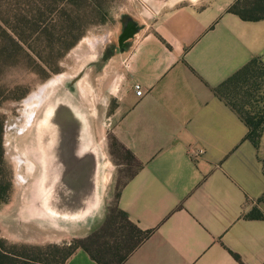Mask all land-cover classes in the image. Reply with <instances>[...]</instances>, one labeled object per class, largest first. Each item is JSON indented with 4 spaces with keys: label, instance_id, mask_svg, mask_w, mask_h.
<instances>
[{
    "label": "crops",
    "instance_id": "0c3cea01",
    "mask_svg": "<svg viewBox=\"0 0 264 264\" xmlns=\"http://www.w3.org/2000/svg\"><path fill=\"white\" fill-rule=\"evenodd\" d=\"M253 2L147 0L149 20L137 19L121 42L112 115L133 171L115 188L116 174L89 153L87 127L68 128L51 142L36 187L1 206L0 237L29 247L81 241L66 264H264V131L256 148L219 93L249 66L264 68V18ZM254 209L262 217L251 218Z\"/></svg>",
    "mask_w": 264,
    "mask_h": 264
},
{
    "label": "rangeland",
    "instance_id": "374dc122",
    "mask_svg": "<svg viewBox=\"0 0 264 264\" xmlns=\"http://www.w3.org/2000/svg\"><path fill=\"white\" fill-rule=\"evenodd\" d=\"M138 1L110 0L107 21L90 28L59 63L20 64L6 70L0 86L10 88L23 85L29 90V94L21 101L5 102L0 107V115L5 122V162L11 175L12 191L25 190L30 193V190L36 187L43 167L46 168L51 157L50 142L54 141L51 138L55 133L53 134V127H46L50 122H45V119L55 108L59 116L55 115L54 120L58 122V129L63 130L62 133L59 132L60 138L70 134L64 132L68 128L78 130L83 129V126L87 127V135L92 142L89 153L91 157L97 158L101 165L108 166L105 168L106 173L116 174L115 188H119L124 178L133 171L123 163L126 156L123 158L121 149L114 141L112 115L117 105L118 88L122 82L121 66L128 51L121 39L126 30L138 27L137 19L149 20L150 17L148 11L143 9L147 0H142L140 4ZM48 43L46 41L42 47H48ZM45 49L49 51L50 48ZM109 62L110 67L105 70ZM37 65L59 71L50 74L48 72L49 77H44L46 74L37 75L28 69ZM58 78L61 80L51 86L50 84ZM82 85L86 91L82 90ZM42 89L44 101L32 99ZM223 92L228 102L251 124H255L253 128L260 131L261 137L264 131V68L256 65L245 73L239 83L228 86ZM30 118L32 121L29 123ZM42 124H45L46 128H42ZM38 129L41 130L40 134ZM38 139L44 140L43 149L47 148L42 158L37 148ZM111 209L120 225L128 224L125 216L116 207ZM74 241L79 240L72 242ZM71 243L43 246L40 247L43 248L42 251L19 248L16 252L40 263L60 264L68 252V247L64 248V245Z\"/></svg>",
    "mask_w": 264,
    "mask_h": 264
},
{
    "label": "trees",
    "instance_id": "16d2710c",
    "mask_svg": "<svg viewBox=\"0 0 264 264\" xmlns=\"http://www.w3.org/2000/svg\"><path fill=\"white\" fill-rule=\"evenodd\" d=\"M109 4L110 0H0V81L7 69L20 64L59 63L90 28L107 21ZM252 6L264 18V0H254ZM233 12L247 18L238 7ZM46 41L49 43L45 48H50L49 51L42 47ZM255 66H249L231 78L219 93L223 94L225 88L239 83L245 73ZM28 69L37 75L46 74L44 77H49L50 72L59 71L40 65ZM28 94L29 90L23 85L10 88L0 86V107L5 102L21 101ZM243 119L250 127L248 139L258 148L260 131L253 128L255 124ZM4 125V118L0 115V208L9 202L12 192L11 175L5 162ZM261 202L264 203V197ZM260 217L262 214L259 210L251 212V218ZM65 247H68V252L60 264H66L75 251L84 246L81 241H74L65 244ZM19 248L43 250L40 247L10 245L0 237V264H48L18 254L16 250Z\"/></svg>",
    "mask_w": 264,
    "mask_h": 264
},
{
    "label": "bare ground",
    "instance_id": "6f19581e",
    "mask_svg": "<svg viewBox=\"0 0 264 264\" xmlns=\"http://www.w3.org/2000/svg\"><path fill=\"white\" fill-rule=\"evenodd\" d=\"M61 80V78H58V79H56L54 82H52L50 85L51 86H53V85H56L59 81ZM83 84V83H82ZM80 85V84H79ZM83 86V85H82ZM89 89H90V86H89ZM82 90L83 91H86V90H84V86L82 87ZM93 90V89H92ZM35 93V92H34ZM85 94V93H84ZM42 95H43V89L39 92V93H36L33 97H32V99H38V101H40V102H43L44 101V99H43V97H42ZM83 96V95H82ZM77 99H78V97H77ZM29 100V99H28ZM27 100V101H28ZM27 104H28V102H27ZM45 104V103H44ZM29 106V105H28ZM58 111V110H57ZM54 113H56V108L53 110V112L51 113V112H49V114H48V116H46V119H45V122L47 121V122H50V124H48L47 123V125H46V127L48 126V127H53L54 128V130H53V134L55 133V135H53L52 136V140H56L57 139V135L59 134V131H60V129H58V122L57 121H55L54 120V118H56V116L58 117L59 116V112H57L56 114H54ZM54 114V115H53ZM56 115V116H55ZM30 121H32L31 120V118L29 119V123H30ZM28 126V125H27ZM31 127V126H30ZM41 127L42 128H46L45 127V124H42L41 125ZM38 128H40V127H38ZM41 129V128H40ZM40 131L41 130H39L38 129V132H39V134H40ZM37 137H39V135L37 134ZM32 138V137H31ZM46 141V140H45ZM53 142V141H52ZM36 143H37V148H38V150H39V152H40V155H41V158H42V154L44 155V153H45V150L47 149V148H45V149H43V146L42 145H44V140L42 141L41 139L39 140H37L36 141ZM51 143V142H50ZM30 144V143H29ZM52 146V145H51ZM25 147V146H24ZM35 148H36V146H35ZM30 151V150H29ZM51 151H52V149H50V153H51ZM34 154V153H33ZM28 156V155H27ZM31 158V157H30ZM33 158V157H32ZM31 158V159H32ZM20 159V158H19ZM23 161V160H22ZM36 162V161H35ZM41 162H42V160H41ZM40 162V163H41ZM33 170V169H32Z\"/></svg>",
    "mask_w": 264,
    "mask_h": 264
},
{
    "label": "built area",
    "instance_id": "2783aa9c",
    "mask_svg": "<svg viewBox=\"0 0 264 264\" xmlns=\"http://www.w3.org/2000/svg\"><path fill=\"white\" fill-rule=\"evenodd\" d=\"M134 90H135L136 95L139 98L144 96V90H143V87L140 84H135Z\"/></svg>",
    "mask_w": 264,
    "mask_h": 264
},
{
    "label": "water",
    "instance_id": "95a60500",
    "mask_svg": "<svg viewBox=\"0 0 264 264\" xmlns=\"http://www.w3.org/2000/svg\"><path fill=\"white\" fill-rule=\"evenodd\" d=\"M129 35H130V33H126V34L122 37L121 41L123 42L125 39H127V38L129 37Z\"/></svg>",
    "mask_w": 264,
    "mask_h": 264
},
{
    "label": "flooded vegetation",
    "instance_id": "af4514ba",
    "mask_svg": "<svg viewBox=\"0 0 264 264\" xmlns=\"http://www.w3.org/2000/svg\"><path fill=\"white\" fill-rule=\"evenodd\" d=\"M131 31H132V29L130 28V29L126 30L125 34H126V33H131ZM125 34H124V35H125ZM121 42H122V41H121ZM62 131H63V130H62ZM62 131L60 130L59 132H61V133H62ZM57 136H58V137H60V135H59V134H58Z\"/></svg>",
    "mask_w": 264,
    "mask_h": 264
}]
</instances>
